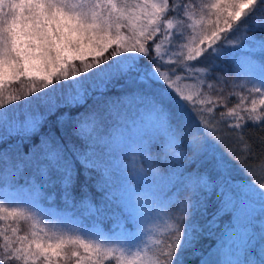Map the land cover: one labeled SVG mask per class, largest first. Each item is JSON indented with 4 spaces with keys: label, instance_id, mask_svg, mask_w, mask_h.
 Masks as SVG:
<instances>
[{
    "label": "snow or ice",
    "instance_id": "6c2138e0",
    "mask_svg": "<svg viewBox=\"0 0 264 264\" xmlns=\"http://www.w3.org/2000/svg\"><path fill=\"white\" fill-rule=\"evenodd\" d=\"M190 7L176 0H0V182L27 177L24 183L33 192L59 186L68 205L79 187L81 202L94 209L87 181L95 172L93 187L102 199L124 202L130 214L172 209L149 220H160L163 232L157 225L130 239L73 226L36 199L4 193L0 264H188L190 256H200L199 264H224L197 248L205 227L197 216L207 215L211 195L219 205L207 226L229 215L235 221L231 232L243 228L233 253L237 259L229 264H264V182L257 183L255 170L243 163L255 159L244 130L249 124L264 129V35H249L264 33V0H207L198 12ZM202 58L208 63L201 64ZM225 61L243 69L235 79L243 77L240 87L247 95L213 97L205 91L212 87L206 78ZM112 87L123 95L105 98ZM232 98L238 103L228 107ZM89 99L98 106L78 111ZM129 99L145 110L153 128L147 144L142 138L131 143L142 154L153 147L165 159L170 153L176 174L186 181L189 195L174 209L159 199L152 179L141 181L145 199L133 200L138 189L113 170L104 113L112 115ZM50 117L60 135L51 126L41 134ZM221 125L236 135L243 157L224 148ZM259 139L264 144V136ZM233 158L248 177L244 182L232 176ZM22 221L32 222L23 235ZM164 235L166 240L155 239Z\"/></svg>",
    "mask_w": 264,
    "mask_h": 264
},
{
    "label": "trees",
    "instance_id": "16d2710c",
    "mask_svg": "<svg viewBox=\"0 0 264 264\" xmlns=\"http://www.w3.org/2000/svg\"><path fill=\"white\" fill-rule=\"evenodd\" d=\"M177 3H181L184 6L191 5L192 7L189 8V11H197L199 10L200 4L207 2V0H176ZM172 0H170V4ZM171 15V14H170ZM262 14L258 13L257 17H260ZM198 18V17H197ZM190 23V21L188 22ZM256 35L261 36L264 33L260 31H256L255 33H249V35ZM239 35V34H237ZM185 42V41H184ZM107 55V54H106ZM201 64L208 63V61L201 59ZM77 67L80 68L81 66L77 64ZM236 64L234 61L232 62H223L218 63V66L214 70L211 76L206 78V84H211V89L205 87V91L208 92L211 96L222 95L227 96L225 93L226 89L230 86V81L228 77L233 76V71H236ZM166 70V69H162ZM219 76L221 79L216 80L215 77ZM226 83V84H225ZM18 87V85H17ZM130 89L125 88L124 91H129ZM222 90V91H220ZM232 90V89H231ZM230 90V91H231ZM105 98L107 97H119L123 95V92L115 87H112L103 94ZM236 99V98H235ZM232 99L228 100V107H232ZM259 99H257L258 101ZM234 102L235 104L238 103ZM22 104V102H18ZM99 102H95L92 99H89L84 107L78 109V111H85L88 108L97 107ZM136 109L137 111H144L143 108L137 107L135 104H132L130 99L123 105L119 106L116 109H113L112 115H108L104 113V124L102 127L108 133H111L113 136V132L120 126L121 124H129V120L131 117L132 108ZM124 111L122 113L125 114L123 120L120 117V111ZM76 111V110H73ZM118 113V114H117ZM121 113V114H122ZM52 127L53 131L57 132V135H60V132L55 125V117H50L49 121L46 122L43 127L41 128V134L47 133L49 127ZM70 132V123L66 125ZM222 128V144L225 149L232 151L234 156H244V152L241 150V144L236 140V135L232 132V130L228 129L225 125H221ZM247 133V138L251 140L252 143V152L255 154V159L251 157L248 160L243 161L244 164L251 165L252 168L255 170L254 179H256L257 183L264 182V164L258 163V161L264 160V144L260 142V137L264 136V129L256 128L253 125L249 124L248 127L244 130ZM39 136L33 137V142H38ZM74 140V138H72ZM10 142H15L13 139ZM76 143H79L76 141ZM187 151V149H184ZM192 153L188 151V155L190 156ZM165 153L160 152L155 147L152 148L151 152H144L136 154L134 157L127 152L124 153L118 148H114L112 154V167L116 174L121 177H128L129 182L132 184L134 188H137L138 191H141L146 185L142 184V179H152L154 181L153 190L156 191L159 195V199L164 201L165 203L171 204L172 208H176L180 206L184 200V197L189 195L188 190L184 187L186 181L183 178L176 174V165L171 159V154H167L168 158L165 159ZM151 156L154 159L149 164L147 163L148 157ZM155 157H159V159H155ZM116 164H125L130 165L136 171L138 170L140 174L139 176H133V170L130 168H126L124 170L120 169ZM195 167V164L189 167V171ZM232 176L236 182H244L248 177L246 176L245 172L242 169L241 162L232 159ZM92 179L87 181L88 184V193L90 194L91 204L94 205V209H90L86 204L82 203L84 193H82L77 187L73 190V196L75 200L72 202V205L65 204L62 199V194L59 186L56 188H49L43 190L41 192H33L30 191L28 186L24 183V179H20L18 177L19 183L9 182L3 183L0 182L1 186L10 187L11 189H19L24 190V196L27 199H35L38 201L40 207L47 210L52 214L58 213H68L70 217L78 219V223L74 224L73 226H85L90 229H98L104 231L106 233L113 234L117 237H124L126 234H131L140 226L144 225L145 223L143 220L147 217H153L157 215L158 212L162 214L163 211H172V209H155L152 211L151 216L142 215L141 212L132 213L131 207H125L124 202L122 201H104L102 199L103 193L96 190L93 187L96 179L98 178L95 172L92 173ZM160 177H163L161 180ZM85 180L81 177L80 183H84ZM23 187V188H22ZM138 191L133 194L137 195ZM143 193V192H142ZM142 200L145 199L143 194H141ZM119 205V206H118ZM219 205V199L216 195H211L208 204V211L206 216H197L199 223L204 227V232L201 235L199 242L197 243V248L200 250L202 255L210 256L214 260H219L221 262L224 261V264H229L231 261H227V253L226 250L221 252V248L225 246V243H229L232 241V235L230 231V224L235 223L234 220L229 215H223L217 222L216 226H207V221L211 220L213 214L216 212V209ZM79 220H81L79 222ZM160 231L164 228L160 225ZM259 224L257 223V227ZM29 228L23 227L21 228L20 234H25L29 232ZM162 240H166L167 236H158ZM243 240V238L241 239ZM231 243L230 247L233 246ZM235 246V245H234ZM256 253L260 252V244H254ZM231 254V251H230ZM237 259V255L235 256ZM255 259V256H253ZM200 256L189 257L188 264H199ZM234 262V261H233ZM107 264V262H106Z\"/></svg>",
    "mask_w": 264,
    "mask_h": 264
},
{
    "label": "rangeland",
    "instance_id": "374dc122",
    "mask_svg": "<svg viewBox=\"0 0 264 264\" xmlns=\"http://www.w3.org/2000/svg\"><path fill=\"white\" fill-rule=\"evenodd\" d=\"M175 31V30H174ZM184 43H187V41H185ZM186 51V49H185ZM167 59V57H166ZM172 59H175V57H172ZM204 60V59H203ZM235 62V61H234ZM243 71L242 68H238L236 67V71H233V76L228 77L229 81H230V86L226 89L225 93L228 94L230 92L236 91V92H243L244 95H247V91L240 87L242 81H243V77L241 76V79H235V77H237L241 72ZM184 83V81L180 82V85L182 86ZM226 84V83H225ZM252 85L248 84L247 87L250 88ZM232 89V90H231ZM231 90V91H230ZM215 97V96H213ZM256 99H259V97H255ZM234 102H237L235 98H233L232 100V106L235 105ZM124 111V109H122V111H120V117L123 120L125 117V114L122 113ZM122 113V114H121ZM131 119L129 120V124H121L120 122V126L113 132V148H118L121 151H123L124 153H128L131 154L133 157L136 154L141 153L136 145H133L131 143L132 140H136L137 138H142L145 142V144H147L149 142V137L153 135V128H152V124L150 122V120L148 119L147 114L144 111H137L136 109H134V107L132 108V112H131ZM125 122V120H123ZM125 144H128L129 147L127 148V150H124L123 146ZM115 160V165H117L120 169L124 170L126 168H130L133 170L132 175L133 176H139L142 175L139 173V171L135 170L133 167H131L130 165H125V164H116ZM23 188V187H22ZM7 194L9 196L10 199H22V200H28L25 196L24 190H19V189H11L10 187H6V186H1L0 187V195L3 194ZM142 190L138 191L137 195H134L132 197L133 200H136L137 202L142 200L141 196ZM35 199V197H34ZM6 207H12L14 205H5ZM42 208V207H41ZM54 216L57 217H62V218H66L67 220L71 221L74 224L78 223V219L72 218L70 217V215H68V213H58V214H53ZM156 216V215H155ZM154 217V216H153ZM152 217H147L143 220V222L145 223L144 225H142V227L140 226L138 229H136L134 232H132L130 235L129 234H125L124 237L127 238H136L138 236L141 235L142 231L144 230H155L157 225H162L160 220H156L154 223H149V220ZM81 220H79L80 222ZM7 223H11L13 227H16L17 225L15 223H12L11 221L7 222ZM31 221H22L19 224L20 229L23 227H27L29 228V230H31ZM259 224V220H257V222ZM0 224H5V221L0 220ZM163 226V225H162ZM40 227H46L45 224H40ZM164 227V226H163ZM161 228V226H160ZM162 230H164V228H162ZM232 241H229V243H225V246L223 248H221V252L226 250L228 252L227 253V261H235L236 260V255H234L233 253L237 250V246L241 244L242 242V238H243V228H241L239 231L233 233L231 232ZM155 239H161L160 237H155ZM233 243V246L230 247L231 243ZM235 245V246H234ZM231 251V254H230Z\"/></svg>",
    "mask_w": 264,
    "mask_h": 264
}]
</instances>
